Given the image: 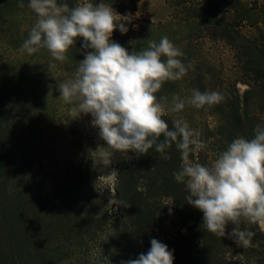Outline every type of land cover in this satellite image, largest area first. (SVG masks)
<instances>
[{"label": "rangeland", "instance_id": "374dc122", "mask_svg": "<svg viewBox=\"0 0 264 264\" xmlns=\"http://www.w3.org/2000/svg\"><path fill=\"white\" fill-rule=\"evenodd\" d=\"M5 1L0 0V264H121L145 254L147 236L171 242L179 233L188 234L182 229L190 224L183 221L186 208L199 210L187 203L185 185L173 177L182 164L175 144L165 150L168 159L153 146L142 156L109 150L111 165L92 164L97 155L89 150L100 146L98 151H105L99 130L91 125L90 114L70 116L72 106L59 98L57 88L73 77L84 58V50H77L80 40L63 63L44 49L32 55L21 52L36 15L28 0H23L24 8L4 9ZM201 4L203 0H137L131 15L113 7L130 22L126 33L116 30L118 38L114 31L111 39L139 52L150 40L158 43L166 36L183 52L179 59L192 67L182 79L166 81L158 99H185L193 89L223 94L219 104L197 109L186 103L183 111L162 117L170 129L173 119L183 118L199 130L206 147L190 159L210 165L235 138L251 139L255 127L264 126V0H245L218 14L233 27L224 36L197 16L191 19ZM235 115L240 127L234 124ZM111 168L118 176L131 174L136 190L129 192L118 176L110 181ZM177 187L180 192L174 195ZM148 188L156 193L149 197ZM150 210L156 211L154 220ZM179 213L184 219H178ZM234 227L228 224L224 237L213 234L205 240L210 259L216 264H264V224L237 225L258 235L249 247L228 238Z\"/></svg>", "mask_w": 264, "mask_h": 264}, {"label": "clouds", "instance_id": "9594fccd", "mask_svg": "<svg viewBox=\"0 0 264 264\" xmlns=\"http://www.w3.org/2000/svg\"><path fill=\"white\" fill-rule=\"evenodd\" d=\"M18 7H25L23 0H18ZM27 7L36 21L21 52L32 55L44 49L63 63L70 47L82 40L84 58L73 77L57 88L59 98L72 106L69 115L78 119L90 114L91 125L99 130L105 151H98L100 146L89 150L97 155L92 164L108 167L110 151L142 156L153 146L161 158L168 159L165 150L175 144L182 164L173 177L185 185L187 203L202 212L206 230L221 238L228 224L235 225L228 238L249 247L254 233L237 225L241 221L264 224V126L257 125L251 139L235 138L210 165L190 159L206 147L200 131L191 129L183 118L173 119L170 129L162 117L183 111L186 103L197 109L219 104L224 96L193 89L185 99L175 95L171 102L167 97L157 98L166 81L182 79L192 67L179 59L184 55L179 48L165 36L158 43L150 40L142 51H129L111 39L116 30L121 34L128 31V16H121L107 3L79 0L70 8L58 0H28ZM118 174L111 168L108 179L115 183ZM112 203L122 204L118 200ZM150 245L146 254L121 264H173V252L167 245L156 239Z\"/></svg>", "mask_w": 264, "mask_h": 264}, {"label": "trees", "instance_id": "16d2710c", "mask_svg": "<svg viewBox=\"0 0 264 264\" xmlns=\"http://www.w3.org/2000/svg\"><path fill=\"white\" fill-rule=\"evenodd\" d=\"M76 0H58V3H67L69 5V7H74L76 5L77 2H75ZM119 0H91V2L93 3H107L109 5H112V7H116V8H120V13L121 14H125V15H131L134 12V8H135V4L137 2V0H124L123 3H120V6H118L116 4V2L118 3ZM245 0H203V4L200 5V7H198L197 9H192L195 14V16H191V19H194V17H198L201 21L204 22V25L206 27H210L213 29H217L216 31H218L219 35L224 36L225 31H233V27L231 24H227V23H223V19L221 18H217V15L226 11V10H235L236 9V5L239 4L240 2H243ZM26 3V2H23ZM12 5H18V0H7L4 2V4L2 5V7H4V9H6L9 6ZM219 24L224 25L221 28ZM114 38H118L117 32H114ZM80 40V39H78ZM81 44H82V40H80L79 46L78 48H81ZM233 120H234V124H236V126L240 127V122H239V117L237 115L233 116ZM116 167L119 169L121 168V165L119 163L116 162ZM124 179V181L127 182V186H128V190L129 192H131V190H136V187L133 185L135 182L133 180V177L131 174L127 173V174H122V176H118V179L121 180ZM151 187V186H150ZM170 186H168L169 188ZM135 188V189H134ZM149 189V188H148ZM150 191V193H148V196L150 197L152 193H156V190H151L149 189L148 192ZM158 191V190H157ZM179 187H177L176 189L173 188L172 193L175 194H179ZM139 195V193H137ZM140 195H144V194H140ZM145 196V195H144ZM130 197L131 194H130ZM149 197H147L149 199ZM180 196H178L179 198ZM183 196H181L182 198ZM141 198V197H140ZM130 202L132 203V199L129 198ZM147 200V199H145ZM186 200H182V204L181 205H185L186 203L184 202ZM147 203V202H145ZM132 204H130L131 206ZM187 207V206H186ZM187 210L185 211V215H186V219L183 220L186 223H190L187 224V226H181L183 227L182 229H184L186 232H188V234H178L177 236H174V238H172L171 242L170 241H166V242H161L159 241L156 237H146L144 238L143 241V250H145V254L149 251L151 245H150V241L152 239H156L159 242L167 245L168 249L170 251L173 252V256H174V260H173V264H216L215 261H213V259H210V252L211 250H209V247L205 246V240L206 239H212L213 238V234L208 232L206 230V228L204 227V225L201 223L198 224V218L203 219V214L202 212L190 209L189 207L186 208ZM156 210V209H154ZM152 211L150 210L148 212V216L153 218V220L155 219V212L156 211ZM140 219L141 218V213L139 215H137ZM178 219H184V217L182 216V213H179ZM188 217V218H187ZM192 221V222H191ZM194 222V226H192L191 223ZM201 225V226H200ZM258 235H255L252 237L253 240L255 238H257ZM199 239V240H198ZM194 240L200 241V245H193V243L195 242ZM264 251V250H263Z\"/></svg>", "mask_w": 264, "mask_h": 264}]
</instances>
